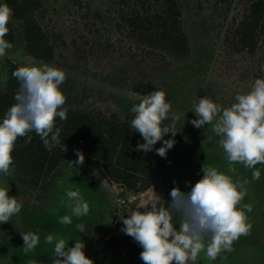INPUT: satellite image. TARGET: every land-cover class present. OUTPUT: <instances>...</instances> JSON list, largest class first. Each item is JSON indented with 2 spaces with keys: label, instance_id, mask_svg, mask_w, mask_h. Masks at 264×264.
Listing matches in <instances>:
<instances>
[{
  "label": "rangeland",
  "instance_id": "obj_1",
  "mask_svg": "<svg viewBox=\"0 0 264 264\" xmlns=\"http://www.w3.org/2000/svg\"><path fill=\"white\" fill-rule=\"evenodd\" d=\"M42 2L43 12L39 15V21L49 34H62L68 48L59 56L57 51L51 63L30 58L24 51L19 25L11 18L9 23L14 29L15 40L13 47L0 57V90L7 81V62L16 68L44 64L59 68L66 75L60 86L66 96L63 108L96 109L107 115L116 114L120 121L128 125L131 132L130 146L136 150L137 144L144 141L131 128V120L135 116L131 109L144 97L125 87L120 77L122 65L118 61V50L125 45L123 37L114 30L117 16L113 1ZM3 3L0 0V4ZM180 3L190 55L184 63L177 65L170 76L161 79L166 100L172 106L164 126L173 125V114L179 116L174 127L177 131L175 137L168 133L164 139H174L176 142L167 151L166 157L155 152V149L163 146V141L157 142L153 151L149 152L154 169L150 188L141 194H130L119 184L107 182L85 162L82 166L72 164L77 159L73 152L66 153L63 163L43 186V190L28 189L0 173V187L9 186V196H16L22 202L20 213L13 215L8 223L0 224V264H51V252L59 239H64L69 247L77 241H83L84 252L94 264H140L138 252L108 248L106 242L109 236L117 233L120 221L136 210L138 204L146 203L158 194L166 206L174 187L178 186L184 192L190 191L191 186L203 177L201 168L205 163L232 176L234 181H249L246 185L247 194L240 206H252V211L246 212L252 227L249 235L241 236L233 243L232 252H222L215 261L207 259L205 253L201 252L195 264H264V164L255 166L261 173L259 180L252 179L253 169L241 164L234 165L235 173L228 172V161L219 145L220 137L212 131V126L205 125L198 129L190 123L197 118L192 112L193 101L198 102L200 98L207 97L222 108H227L232 105L231 101L238 90L236 78L232 74L229 76L222 67L219 49L220 10L214 8L212 1L180 0ZM94 13L100 17H93ZM72 41L81 53H73ZM107 41L113 43V47ZM111 51L114 52L112 64L107 63L106 59ZM97 54L106 61H91ZM191 74L195 75L192 78L193 85L188 81ZM227 95H230L228 101ZM69 190H78L89 204L90 211L84 217L72 216L70 225H62L59 219L72 215V201L66 195ZM78 223L84 225L83 233L77 231ZM27 232L37 233L40 240L32 252L25 254L21 233ZM48 235L54 238L52 245L45 243Z\"/></svg>",
  "mask_w": 264,
  "mask_h": 264
},
{
  "label": "clouds",
  "instance_id": "obj_2",
  "mask_svg": "<svg viewBox=\"0 0 264 264\" xmlns=\"http://www.w3.org/2000/svg\"><path fill=\"white\" fill-rule=\"evenodd\" d=\"M12 15L7 3L0 4V57L13 47L5 39ZM12 76L19 82L14 96L16 102L0 122V173L6 177L14 171L10 166L13 165L12 152L18 138L27 137L26 145L32 139L28 134L34 131L45 148L51 151L54 144L61 142L62 129L56 127V119H67L63 108L66 96L60 88L66 79L64 71L47 64L26 65L14 70ZM235 101L227 108L207 97L193 101L192 112L197 118L190 123L198 129L212 126V131L220 137L219 145L226 155L228 172L235 173L234 165L241 164L253 169L252 179L259 180L261 173L255 166L264 164V79H256L251 90L237 94ZM171 108L163 90L146 95L132 107L135 116L131 128L144 141L137 144L136 151L151 152L157 142L163 141V146L155 152L166 157L176 141L164 137L168 133L175 137V122L179 120V116L173 114V125L162 126L163 121L169 119ZM76 156L71 163L82 166L83 153L76 150ZM201 171L203 177L191 186L190 191L174 187L166 206L156 194L146 203L138 204L136 210L122 219L124 227L121 231L143 249L140 253L143 264H195L201 252L207 259L215 261L222 252H232L233 243L241 236L250 234L252 225L248 223L246 212H251L252 206H240L249 181H234L232 176L206 163ZM9 190V186L0 187V224L8 223L22 208V202L16 196H9ZM66 195L72 201V215L61 217L59 223L62 225H70L72 216L84 217L90 211L89 204L78 190H69ZM76 229L83 233L84 225L78 223ZM21 237L25 254L32 252L40 240L34 232L21 233ZM53 239L48 235L45 243L52 245ZM84 248L83 241L69 247L64 239H59L51 252V264H94Z\"/></svg>",
  "mask_w": 264,
  "mask_h": 264
},
{
  "label": "trees",
  "instance_id": "obj_3",
  "mask_svg": "<svg viewBox=\"0 0 264 264\" xmlns=\"http://www.w3.org/2000/svg\"><path fill=\"white\" fill-rule=\"evenodd\" d=\"M3 1L12 9L11 18L19 25L27 56L51 63L57 51L59 56L68 48L62 34H49L39 21V15L43 12L42 0ZM112 1L117 16L114 30L123 37L125 45L118 50V61L122 65L120 77L125 87L143 97L157 90L165 92L161 79L170 76L177 65L184 63L190 55L180 0ZM203 1H212L214 8L220 10L219 49L222 67L237 80L235 95L245 94L251 90L256 79H264V0ZM93 17L99 18L100 15L94 13ZM7 26L9 32L5 39L13 44L14 29L10 23ZM106 43L113 47V43ZM71 45L74 54L81 53L74 41ZM109 45L106 44V47L109 48ZM92 58L91 61L96 63L108 59L107 63L112 64L114 52L111 51L105 60L98 54ZM16 69L15 65L7 62V81L0 90V122L16 102L14 96L19 89V82L12 76ZM192 74L188 80L190 85H193L192 78L195 77ZM229 96H226V101ZM235 102L233 96L231 103ZM66 114V120L56 119V127L62 129L61 142L54 144L51 151L45 148L34 131L28 134L32 139L26 145L27 137L17 139L12 152L13 165L10 166L14 171L9 177L28 189L43 190V186L63 163L66 153L79 150L85 157V165L107 182L119 184L134 195L150 188L154 178L150 154L131 148L130 129L116 114L107 115L96 109L81 108H69ZM123 227L121 220L117 233L109 236L107 247L115 250L125 248L138 252L140 256L143 249L132 237L121 231ZM140 264H143L142 260Z\"/></svg>",
  "mask_w": 264,
  "mask_h": 264
}]
</instances>
